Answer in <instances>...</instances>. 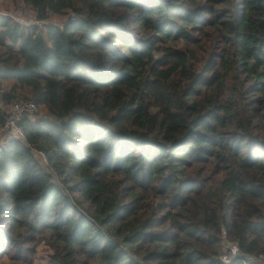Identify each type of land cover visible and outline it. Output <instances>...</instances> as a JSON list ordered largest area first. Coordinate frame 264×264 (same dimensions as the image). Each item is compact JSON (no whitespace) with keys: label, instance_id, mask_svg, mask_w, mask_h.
<instances>
[{"label":"trees","instance_id":"obj_1","mask_svg":"<svg viewBox=\"0 0 264 264\" xmlns=\"http://www.w3.org/2000/svg\"><path fill=\"white\" fill-rule=\"evenodd\" d=\"M21 1L0 126L45 114L0 148V262L264 264V0Z\"/></svg>","mask_w":264,"mask_h":264},{"label":"built area","instance_id":"obj_2","mask_svg":"<svg viewBox=\"0 0 264 264\" xmlns=\"http://www.w3.org/2000/svg\"><path fill=\"white\" fill-rule=\"evenodd\" d=\"M38 105L34 100H18L13 102L9 108L2 126H0V148H7L13 140L24 139V127L21 120L25 116H32L38 111ZM44 162L48 163L47 156L44 151L38 152ZM234 242L224 244L223 248H229ZM237 243V242H235ZM250 260H258L251 258Z\"/></svg>","mask_w":264,"mask_h":264},{"label":"rangeland","instance_id":"obj_3","mask_svg":"<svg viewBox=\"0 0 264 264\" xmlns=\"http://www.w3.org/2000/svg\"><path fill=\"white\" fill-rule=\"evenodd\" d=\"M22 1L21 0H0V10L6 11L8 10L10 13H13L15 15L17 14H21L20 12V7H22ZM23 13V12H22ZM26 14V15H24ZM22 14V18H20L23 22H25V20H28V22H34L36 21V17L32 16V14L30 15L29 13H24ZM66 21L65 18L59 16V15H55L50 17L49 19L46 20V23H59V24H63ZM39 116H43L45 114V111L42 108H38L37 111ZM228 244V243H226ZM46 248L44 246L41 247L40 252H39V256H36L35 259V264H51L50 262L47 261V254H46ZM230 252H234V247L231 248ZM227 260H229V255L227 254L225 256V261L227 262ZM0 264H10L8 263V260L5 259L2 262H0Z\"/></svg>","mask_w":264,"mask_h":264},{"label":"crops","instance_id":"obj_4","mask_svg":"<svg viewBox=\"0 0 264 264\" xmlns=\"http://www.w3.org/2000/svg\"><path fill=\"white\" fill-rule=\"evenodd\" d=\"M30 15H31V12H30Z\"/></svg>","mask_w":264,"mask_h":264}]
</instances>
